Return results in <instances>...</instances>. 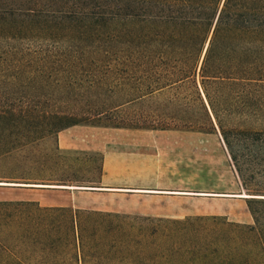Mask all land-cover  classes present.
Returning <instances> with one entry per match:
<instances>
[{
  "label": "trees",
  "instance_id": "1",
  "mask_svg": "<svg viewBox=\"0 0 264 264\" xmlns=\"http://www.w3.org/2000/svg\"><path fill=\"white\" fill-rule=\"evenodd\" d=\"M263 102L264 0H0V188L96 187L70 126L218 129L257 196L251 224L0 199V264H264Z\"/></svg>",
  "mask_w": 264,
  "mask_h": 264
},
{
  "label": "crops",
  "instance_id": "2",
  "mask_svg": "<svg viewBox=\"0 0 264 264\" xmlns=\"http://www.w3.org/2000/svg\"><path fill=\"white\" fill-rule=\"evenodd\" d=\"M194 133L204 132L74 125L59 131L57 142L62 149L102 155L98 183L86 190L98 195L114 194L118 202L124 200L115 207L117 210L143 212L147 204L156 202L159 214L177 216L172 204L179 205L182 198L218 196L244 200L240 196L243 189L227 192L203 188L189 174V165L197 154L192 150L196 144L191 145Z\"/></svg>",
  "mask_w": 264,
  "mask_h": 264
},
{
  "label": "rangeland",
  "instance_id": "3",
  "mask_svg": "<svg viewBox=\"0 0 264 264\" xmlns=\"http://www.w3.org/2000/svg\"><path fill=\"white\" fill-rule=\"evenodd\" d=\"M264 109V102L262 103ZM236 121L230 119L227 123L234 124ZM197 131V130H196ZM212 132L194 133L191 145L196 144V158L191 161L188 172L198 182V186L209 188L216 191L237 192L243 189L241 181L232 166L229 155L225 151L223 139L218 131L210 130ZM58 134V133H57ZM57 134L50 139V143L58 145ZM60 148V147H59ZM238 154L242 153L241 144L237 143ZM62 149V148H61ZM73 150V149H65ZM79 152L81 162L86 169L80 173L79 180H83L82 184L86 183V179H95L98 183V170L100 167L99 152L88 150H75ZM264 182L263 176H255L252 182L253 188L262 186L258 182ZM257 183V184H256ZM245 194L246 191L242 190ZM242 195V194H241ZM247 195V194H246ZM196 195H193L195 197ZM255 196L256 195H250ZM208 198L199 199H181L179 205L172 204L171 209L179 213L177 216H165L159 214L154 203L147 204V210L140 212L138 210H117L118 204L124 203V200L118 202L116 195H98L90 193L89 190L83 188H67V189H37V188H0V199H23L38 202L42 206H72L73 208L97 210L102 212H111L129 215L131 217L138 216L140 218H162V219H177L182 220L187 217L197 216H225L229 221L242 224H251L252 217L248 211L246 200L233 197H218L212 196ZM149 208V209H148Z\"/></svg>",
  "mask_w": 264,
  "mask_h": 264
},
{
  "label": "water",
  "instance_id": "4",
  "mask_svg": "<svg viewBox=\"0 0 264 264\" xmlns=\"http://www.w3.org/2000/svg\"><path fill=\"white\" fill-rule=\"evenodd\" d=\"M3 185H5V184H3ZM90 188H92V187H83V189H90ZM252 197H254V196H252ZM252 197H246V198H252Z\"/></svg>",
  "mask_w": 264,
  "mask_h": 264
},
{
  "label": "bare ground",
  "instance_id": "5",
  "mask_svg": "<svg viewBox=\"0 0 264 264\" xmlns=\"http://www.w3.org/2000/svg\"><path fill=\"white\" fill-rule=\"evenodd\" d=\"M239 195V194H238ZM237 196V195H236ZM240 196H243V197H251V196H249V195H240Z\"/></svg>",
  "mask_w": 264,
  "mask_h": 264
}]
</instances>
